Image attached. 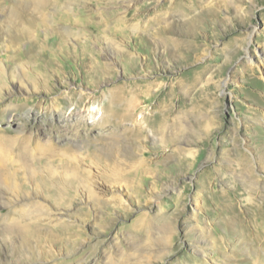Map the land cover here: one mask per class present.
I'll return each mask as SVG.
<instances>
[{
  "label": "rangeland",
  "instance_id": "rangeland-1",
  "mask_svg": "<svg viewBox=\"0 0 264 264\" xmlns=\"http://www.w3.org/2000/svg\"><path fill=\"white\" fill-rule=\"evenodd\" d=\"M40 1L7 18L13 1L0 0V134L61 155L34 163L26 188L44 196L30 218L0 207L12 226L0 264H242L233 243L240 259L264 252V0ZM186 5L193 23L173 12ZM112 95L148 98L135 113L141 162L108 153L134 146L129 122L114 124L122 105L102 109ZM193 104L207 114L195 120Z\"/></svg>",
  "mask_w": 264,
  "mask_h": 264
},
{
  "label": "bare ground",
  "instance_id": "bare-ground-1",
  "mask_svg": "<svg viewBox=\"0 0 264 264\" xmlns=\"http://www.w3.org/2000/svg\"><path fill=\"white\" fill-rule=\"evenodd\" d=\"M12 1H13V4L7 5L6 10H3L4 17H7V18L12 17L13 14H16L17 16H23L24 11L28 9L30 11L31 7L39 8L42 5V2L40 0H12ZM35 8L34 9L32 8L33 11L35 10ZM191 10H192V6L186 5L184 8L178 6L177 9H175L173 12L178 13L179 16H181L186 22L193 23V20H189L187 18L189 15L188 13ZM19 36H22V34ZM113 52L114 50L113 51L111 50L110 53H113ZM247 62H250L249 55H247ZM230 80L231 78L229 79V81ZM68 98H71V97H68ZM107 98H108L107 104H105V106L102 109L105 108V111L107 109L112 110V107H114L115 105L116 106L122 105L121 112H119L120 113L119 120L117 122H114V124L116 126H120L121 124V126L128 128L126 124H123V122H129L128 125L132 127L131 132L133 133L131 138H133L132 140L134 141V146L130 150H127V149L125 150L121 148L119 144L117 148L116 143L114 144L111 142L112 143V145L110 146L111 150L108 153L114 155V158L117 157L120 161L123 159L122 157L124 156V157H128V159L130 160L138 158L136 159L137 162L138 161L141 162L144 156V151L141 150V148H139V144H140L139 137H142L140 135H142L144 131V127H143L144 122L141 121L143 119V116L139 115L138 117H136L135 113H137L136 111L139 107V104L146 102L148 98L143 95L141 96V98L139 97L137 98L135 96L130 97L133 99H129V100L128 99L126 100V98L122 95H119V96L112 95L111 97L108 96ZM142 98L144 100H142ZM83 99H84V96L82 95L76 100V102L80 103L81 101H83ZM169 102L170 100H167L161 103L160 108L158 109L161 112L160 113L161 118L159 119V121L156 122L155 126L151 127L152 130L155 131L158 135L163 134L165 130V122L167 120V117L171 116L170 113H168L170 111V109H168L170 107ZM36 105L38 106V103ZM36 105L34 107H36ZM192 109L193 110L191 111V113L193 115L194 114L196 115V117L194 118L195 120H198L201 117H204L205 114H207V111L204 107H202V109H196L195 104H193ZM90 110L92 112V109ZM152 111L154 112V110ZM5 112L6 111L4 110L1 113V115L5 114ZM88 112L90 113V111ZM111 141H114V140L111 139ZM120 141L122 140L119 139L117 143H120ZM107 142H110V141L107 140ZM60 155H61L60 149L57 148L56 145H54V143L53 144L52 143H41L37 141L36 143L17 142L9 136L0 134V207L4 205L6 206L9 205V207L12 208L14 212L19 213L18 217L20 219L30 218L31 213L35 212V210L36 211L39 210L41 207L38 201L32 200V199L33 198L35 199L40 196H44V194L42 193L40 189V186L37 183L35 185L33 184L32 190L29 188H26L27 179H30L31 176L37 175V171L35 169L34 163L42 159L45 160L46 163H50L56 158H58ZM64 155H66L67 157L68 156L67 152H64ZM124 159H127V158H124ZM135 164L136 163L134 161L131 164V166ZM71 171H72L71 172L72 176H74L73 170ZM54 172L56 171L53 168H50L49 174L53 175ZM104 187H105L104 183H100V182L99 184H94L93 186L94 190L98 189L97 190L98 192L99 191L103 192ZM15 196H17L16 197L17 199L16 200L14 199V200L19 201L20 205L18 206H21L17 209L15 208V206H11V204L9 203L10 200L15 198ZM115 197L117 198L120 205L128 209L127 200L125 199L124 195L119 189L117 190V193H115ZM32 208H34V210ZM8 219L13 220L12 217H8V218L4 217L3 221L4 220L7 221ZM138 226L145 227L146 225L141 226L140 224H138ZM11 227L12 226H7V225H4L3 227L0 226V230L7 232V230H9ZM27 227L28 226L20 227V228L22 230H25L27 229ZM253 241H255L254 245L258 244V239H253ZM235 246L236 245L234 243L231 246V249H232L231 258L234 261H238L242 264H264V252H261L260 250H258L257 249L258 246H250L251 251L245 254L243 256V259H240V257H238L239 254L234 252L233 249H235Z\"/></svg>",
  "mask_w": 264,
  "mask_h": 264
}]
</instances>
